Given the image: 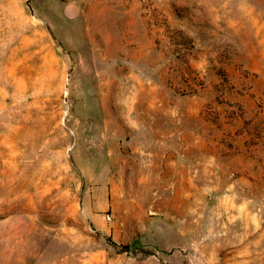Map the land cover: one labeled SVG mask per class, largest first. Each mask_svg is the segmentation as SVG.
<instances>
[{"label":"rangeland","instance_id":"374dc122","mask_svg":"<svg viewBox=\"0 0 264 264\" xmlns=\"http://www.w3.org/2000/svg\"><path fill=\"white\" fill-rule=\"evenodd\" d=\"M0 264H264V0H0Z\"/></svg>","mask_w":264,"mask_h":264}]
</instances>
